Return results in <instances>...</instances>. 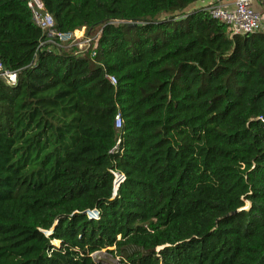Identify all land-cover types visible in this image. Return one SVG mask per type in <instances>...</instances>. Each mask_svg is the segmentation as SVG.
Listing matches in <instances>:
<instances>
[{
    "label": "trees",
    "instance_id": "16d2710c",
    "mask_svg": "<svg viewBox=\"0 0 264 264\" xmlns=\"http://www.w3.org/2000/svg\"><path fill=\"white\" fill-rule=\"evenodd\" d=\"M42 1L96 55L0 0V264H264V32L216 0Z\"/></svg>",
    "mask_w": 264,
    "mask_h": 264
},
{
    "label": "built area",
    "instance_id": "2783aa9c",
    "mask_svg": "<svg viewBox=\"0 0 264 264\" xmlns=\"http://www.w3.org/2000/svg\"><path fill=\"white\" fill-rule=\"evenodd\" d=\"M258 1L264 0H235L232 8L220 4L205 5L203 9L208 11L210 15L226 23L229 27V31L232 36L245 35L261 31L263 26L262 13L254 8V4ZM28 6L31 9L33 15L34 24L46 32L48 41L51 44L59 45L62 42H68L75 39H81L80 46H89L91 49L92 57L96 55L94 49L96 48L97 38L99 34L93 38L89 37V32L86 36H76V32H60L56 29L55 19L51 13L46 10L44 2L42 0H27ZM46 42H42V45ZM0 78H3L9 85H15L17 83L18 75L15 71H10L4 68L3 63L0 61ZM109 80L113 84H116V79L113 76H108ZM123 126V116L119 111L115 119V127L121 129ZM120 140L118 141V144ZM116 184L123 181V176L118 172H114Z\"/></svg>",
    "mask_w": 264,
    "mask_h": 264
},
{
    "label": "rangeland",
    "instance_id": "374dc122",
    "mask_svg": "<svg viewBox=\"0 0 264 264\" xmlns=\"http://www.w3.org/2000/svg\"><path fill=\"white\" fill-rule=\"evenodd\" d=\"M262 17L264 19V15L262 14ZM264 23V22H263ZM88 31L85 30V29H81V30H78L76 31V36L77 38L78 37H81L82 34H83V37H85L87 34ZM99 34V28H96V30H91L89 31V37L93 38L95 36H97ZM82 43L81 39H75V40H72V41H68V42H62L60 43L58 46L60 48H66V49H73V51H75V53H80V55H88V52H89V46H85L83 47L84 45L80 46L79 44ZM91 215H96L95 212H91ZM93 257L97 260V259H101V260H104L106 261L107 263L109 264H122V261H121V258L119 256H115L114 254L110 253L109 251H107L106 249L105 250H102L100 252H96L93 254Z\"/></svg>",
    "mask_w": 264,
    "mask_h": 264
},
{
    "label": "crops",
    "instance_id": "0c3cea01",
    "mask_svg": "<svg viewBox=\"0 0 264 264\" xmlns=\"http://www.w3.org/2000/svg\"><path fill=\"white\" fill-rule=\"evenodd\" d=\"M218 4L220 5H225V6H228V8H232L233 5H234V1L235 0H216ZM264 1H258L254 4V8L261 12L263 15H264V4H263ZM203 5V4H202ZM198 8V6H194V9ZM190 10H193V8ZM263 22H264V19H263ZM261 32H264V23H263V26H262V29H261Z\"/></svg>",
    "mask_w": 264,
    "mask_h": 264
},
{
    "label": "water",
    "instance_id": "95a60500",
    "mask_svg": "<svg viewBox=\"0 0 264 264\" xmlns=\"http://www.w3.org/2000/svg\"><path fill=\"white\" fill-rule=\"evenodd\" d=\"M131 25V24H130ZM234 213H236V212H234Z\"/></svg>",
    "mask_w": 264,
    "mask_h": 264
}]
</instances>
